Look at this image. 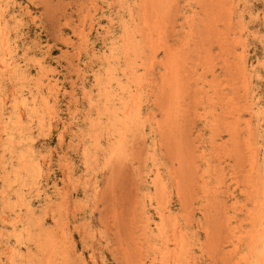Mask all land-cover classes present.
<instances>
[{
	"label": "rangeland",
	"instance_id": "obj_1",
	"mask_svg": "<svg viewBox=\"0 0 264 264\" xmlns=\"http://www.w3.org/2000/svg\"><path fill=\"white\" fill-rule=\"evenodd\" d=\"M0 264H264V0H0Z\"/></svg>",
	"mask_w": 264,
	"mask_h": 264
},
{
	"label": "bare ground",
	"instance_id": "obj_2",
	"mask_svg": "<svg viewBox=\"0 0 264 264\" xmlns=\"http://www.w3.org/2000/svg\"><path fill=\"white\" fill-rule=\"evenodd\" d=\"M96 147H97V146H96ZM182 186H183V185H182ZM182 186H181V187H182ZM184 195H185V194H184ZM166 219H167V218H166ZM205 234H206V233H205ZM206 236H207V235H206ZM206 242H207V241H206ZM144 255H145V254H144ZM187 258H188V257H187Z\"/></svg>",
	"mask_w": 264,
	"mask_h": 264
}]
</instances>
